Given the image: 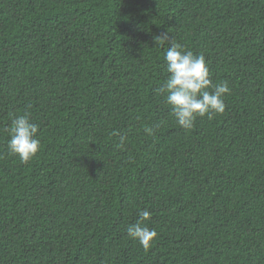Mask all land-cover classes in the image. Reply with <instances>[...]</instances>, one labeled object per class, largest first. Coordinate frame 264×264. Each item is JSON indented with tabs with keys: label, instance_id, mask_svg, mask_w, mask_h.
Returning <instances> with one entry per match:
<instances>
[{
	"label": "trees",
	"instance_id": "16d2710c",
	"mask_svg": "<svg viewBox=\"0 0 264 264\" xmlns=\"http://www.w3.org/2000/svg\"><path fill=\"white\" fill-rule=\"evenodd\" d=\"M172 40L231 89L191 130L156 91ZM0 264H264V0H0Z\"/></svg>",
	"mask_w": 264,
	"mask_h": 264
},
{
	"label": "clouds",
	"instance_id": "9594fccd",
	"mask_svg": "<svg viewBox=\"0 0 264 264\" xmlns=\"http://www.w3.org/2000/svg\"><path fill=\"white\" fill-rule=\"evenodd\" d=\"M155 41L163 44L168 41V36L165 34L156 37ZM165 63L168 77L156 91L165 96L170 114L182 129L191 130L197 118L212 119L215 114L225 111V97L230 95L231 89L227 81L213 83L203 53L194 54L172 40L165 52ZM8 131V149L22 163L27 164L42 150L38 135L40 126L32 122L30 113L13 116ZM145 131L148 134L153 132L147 127ZM123 139L121 138V143ZM139 216L140 221L129 225L126 232L131 240L138 242L147 251L158 234L154 228L148 227L147 222L151 219L149 211L141 210Z\"/></svg>",
	"mask_w": 264,
	"mask_h": 264
}]
</instances>
